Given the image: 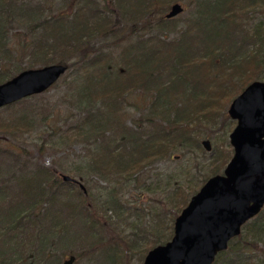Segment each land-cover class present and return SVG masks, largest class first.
<instances>
[{
	"label": "trees",
	"instance_id": "16d2710c",
	"mask_svg": "<svg viewBox=\"0 0 264 264\" xmlns=\"http://www.w3.org/2000/svg\"><path fill=\"white\" fill-rule=\"evenodd\" d=\"M23 1L0 0V55L5 57L11 54L6 30L10 15L14 10L26 16L36 13L25 10ZM183 1H189L195 13L179 29V19L165 17L173 5ZM47 3V11L53 10L51 19L42 18L32 25V43L22 47L21 59L28 58L29 67L12 71L1 58L0 86L36 65H51L52 57L59 59L58 65L76 71L79 111L84 118L65 134L69 142L97 146L89 171L108 183L103 205L113 217L129 212L121 205V194L139 177L152 186L156 176L155 191L159 193L162 174L147 178L159 164L169 163L183 149L193 161L201 153L205 156L203 143L213 141V127L221 123L228 132L233 129L227 115L231 103L252 83L264 82V0H79L71 7L65 2L66 8H74V15L55 11L54 3L45 0ZM137 28L151 35L154 29L159 33L127 49L120 70L104 66L102 51L139 37ZM174 34L177 36L171 37ZM109 40V45L98 46ZM135 93L150 101L142 104L146 107L138 110L140 116L129 128L123 111L130 107L127 99ZM44 96L0 110L22 108V114L14 112L12 126L0 125V135L28 133L56 119ZM214 151L201 182L196 185L193 181L188 188L179 183L170 186L174 193L163 203L166 223L153 232L154 240L141 254V264L151 250L172 241L174 224L190 198L208 180L222 175L233 159L224 151L217 156ZM22 153L26 151L19 147L0 149V264H61L66 257H74L67 252L80 234L95 240L96 247L76 257L77 261L105 251L111 255L110 264H131L130 254L136 245L130 246L112 229H108L111 235L107 241L101 238L97 229L112 224L113 218H108V213L100 215L90 192L84 186L85 191L77 184L65 183L54 170L25 161ZM13 171L17 172L9 173ZM250 222L237 239L242 247L237 249L235 240L230 242L215 264H264L259 260L264 249L254 245L258 256L252 255L244 240L250 224L257 234L264 233V210Z\"/></svg>",
	"mask_w": 264,
	"mask_h": 264
},
{
	"label": "rangeland",
	"instance_id": "374dc122",
	"mask_svg": "<svg viewBox=\"0 0 264 264\" xmlns=\"http://www.w3.org/2000/svg\"><path fill=\"white\" fill-rule=\"evenodd\" d=\"M49 1L54 3L53 9H55V11L62 9L63 13L67 15L72 13L74 15L75 10L74 8L72 9L70 7L79 0ZM65 2H70V7L68 6L66 8ZM23 3L27 6L25 10L28 9L31 11V9H34L36 10V13L31 12L29 13L31 16H26L21 11L15 14L14 10L10 15L11 17L8 21V28L6 30L9 31L7 37L9 42L8 48L11 50V54L8 57H5V55H0V60L3 58L2 61L4 62V65L8 66L9 70L12 71L16 68L23 69L29 67L30 60L28 58H23V60L21 59L23 45L32 43L30 40L31 37L29 35V31L32 28V25L40 23L42 18L51 19V15L53 14V10H51L50 13L48 12L50 5H48V3L45 4V0H24ZM177 4H180L183 6V8H185L184 13L177 17V19H179L181 22V25L178 23L179 29H182V23L185 20H192L191 18L194 16L195 7H190L189 1H183V3ZM134 28L136 29V26ZM153 31V34L155 35L159 33L157 29H154ZM137 32L139 37H131L130 40L124 41L120 47H113L109 50H103L102 54L105 56L103 65L108 68L116 67L118 70H120L123 58L126 57L124 52L132 45L134 46L139 44L141 40L145 41L153 36V34L151 35L150 33L139 32L138 28ZM175 36L177 35L174 34L171 37L174 38ZM111 42L112 40L107 42L100 41L98 46L109 45ZM8 58H10L11 62L8 60ZM57 63H59V59L57 57H52L51 61L49 62L51 65H36L34 68H32V70L43 69L48 66H56L58 65ZM262 77L264 78V73ZM76 80V71L68 70L66 75L61 78L55 87L51 88L50 91L44 94V101L49 104L51 109L53 108L52 112L57 114L56 119L49 120L45 126H36L32 131H28V133L20 132L19 134H14L15 136H12L8 135V132H4V134L0 135V149L2 151H5V149H10L13 151L14 147H19L22 149V151H26V153H22L25 161L30 160L33 165H41L48 170H54L56 172V176L60 179H62L61 176H68L70 178L72 177L82 187L84 186L86 190L90 192V197L93 203H95L97 208H99L100 215H105L108 213L107 217L113 218L112 224H106L103 225V227L97 229L102 234L100 235L101 238L107 241L111 235L108 229L114 230L115 234L119 235L120 238L125 239L130 246L136 245L135 248L132 249L133 252L130 254V261L131 264H141V254L144 252L145 247L154 240L152 236L153 232H159L162 222H164L163 225L166 223V205L163 203L166 204L170 195L174 193V187L172 188L170 186H172L174 183H179L180 185L182 184L184 188H188L186 185L193 181L196 185L197 183L201 182L200 180L202 177H204L208 172L207 166L212 160V153H215L214 149L217 151L216 156L221 154V151H224L226 155L233 157L234 151L230 146L229 136L236 128L235 122L231 121L234 123L231 132H228V130L224 129L221 123L217 126V128L213 127V129H211L210 133L213 132V141H210V146L212 148L211 153L206 152L205 156L201 153L199 154L198 160L193 161L192 155H186L187 151L183 149L178 154L173 155L172 160L169 161V163L159 164L158 169L152 172V175L148 173L147 178H150L154 174L156 175V173L162 174L161 182H159L161 185L159 188L161 191L159 193H156L158 182L156 176L153 177L152 186L148 183L150 188H148V185L146 184L147 179L142 176L139 177L136 184H133V186L127 188L121 194V205L126 207L129 212L127 211L126 214L123 213L121 215L117 214L116 217H113V214L108 212L110 210H108L107 207L104 208L103 205V203L107 200L106 197H108L106 192V190L109 188L108 183L101 181L94 175H91L89 171L91 166L90 159L93 155L92 153L96 151L97 146L94 145L89 148L85 142H79L78 140L77 142H69V137L65 134L69 128L79 126L81 119L84 118L80 114L82 107H80V102H78L77 99L78 84L76 83ZM138 94L140 93H135L133 96L128 97L127 104L131 108L127 107L125 109L124 107L123 113L125 112L128 115L125 122L129 128H132L134 125V120L139 118L140 114L138 110H143L146 105H149L150 99L145 95L143 96L144 98H139L140 96H138ZM142 104L146 105L143 106ZM229 109L227 110V115ZM14 112L18 114L20 112L22 114V108L18 107L14 110ZM14 112L1 111L0 125L5 124L12 126L11 122L15 121L14 118L16 116ZM129 118L132 119V121H130ZM230 127L231 126H229V128ZM203 141L206 140L203 139L202 142ZM185 169L188 170L185 171ZM183 171L184 175H182ZM16 172L17 171H13L9 173L14 174ZM190 186L192 187L193 183H191ZM78 189L80 190V187H78ZM149 189L151 191H149ZM199 191L197 192L199 193ZM198 193H194V195ZM251 224L247 229L248 233L244 234V240L247 245H249L250 252H248L252 255L258 256L254 251L255 249L253 246L258 244L257 246L259 249H264V233L257 234L256 227L254 225L252 226ZM93 238H95V236H93ZM74 242L75 243L72 245V247H70V251L67 252L69 254H74V257H78L79 255L86 252V250L89 251L91 248L96 247V241H90V238L86 237V235L85 237L81 234L78 235ZM234 242L237 249L242 247V245H237V239ZM108 253L109 252L105 253V251H98L97 253L89 254L86 256V258L78 261L76 260L75 263L110 264L111 262H109V260H111V255ZM67 259H69V256L66 257L61 262V264H63ZM259 260L264 261V257L260 255Z\"/></svg>",
	"mask_w": 264,
	"mask_h": 264
},
{
	"label": "water",
	"instance_id": "95a60500",
	"mask_svg": "<svg viewBox=\"0 0 264 264\" xmlns=\"http://www.w3.org/2000/svg\"><path fill=\"white\" fill-rule=\"evenodd\" d=\"M185 11L173 5L166 15L173 20ZM56 65L24 71L0 86V110L25 99L46 94L66 75ZM228 115L236 123L230 137L234 154L224 173L215 176L192 197L174 224L171 242L154 248L144 264H215L238 239L242 229L264 209V82L252 83L231 103ZM204 149L211 153L209 142ZM69 184L75 179L62 176ZM76 256L63 264H76Z\"/></svg>",
	"mask_w": 264,
	"mask_h": 264
},
{
	"label": "flooded vegetation",
	"instance_id": "af4514ba",
	"mask_svg": "<svg viewBox=\"0 0 264 264\" xmlns=\"http://www.w3.org/2000/svg\"><path fill=\"white\" fill-rule=\"evenodd\" d=\"M235 125H236V123H235ZM237 126V125H236Z\"/></svg>",
	"mask_w": 264,
	"mask_h": 264
}]
</instances>
